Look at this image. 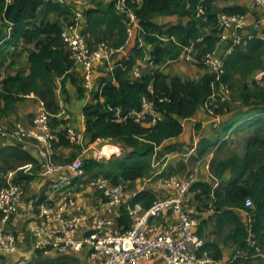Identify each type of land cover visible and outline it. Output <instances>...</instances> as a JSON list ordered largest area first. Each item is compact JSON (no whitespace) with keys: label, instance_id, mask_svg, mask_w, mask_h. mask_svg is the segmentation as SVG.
I'll return each instance as SVG.
<instances>
[{"label":"trees","instance_id":"obj_1","mask_svg":"<svg viewBox=\"0 0 264 264\" xmlns=\"http://www.w3.org/2000/svg\"><path fill=\"white\" fill-rule=\"evenodd\" d=\"M126 1L136 16L143 42L152 47L150 61L140 65L138 62L146 56L145 51L134 46L127 58L117 62L121 67L113 73L114 83L102 79L99 90L91 94V101L82 108L85 135L89 137V142L109 141L124 150L125 154L116 159L83 160V168L88 177L100 175L113 185L146 180L153 174V161L160 162L166 154L184 153L181 146L169 145L167 141L182 133L183 120L191 118L198 109H203V104L212 93L214 77L206 72L197 82H193L165 74L160 67L177 59L181 48L191 42L195 43L194 57L197 61L203 55L213 54L220 34L224 33V29L217 27V14L243 13L238 7L219 9L216 4L226 0ZM115 2L112 0L106 6L97 3L83 9L86 23L84 35L94 43L105 42L119 48L125 44L128 21L116 11ZM200 8L202 15L197 14ZM163 17L174 18L175 21L156 23L157 18ZM72 23L73 13L64 2L0 0V70L12 66L13 58L20 56L18 51L27 52L29 64L27 73L19 70L15 75L7 74L0 79V117L30 94L41 101L51 115L60 112L56 102V80L60 79L65 102L68 98L66 81L76 82L69 73L74 69V64L61 37L63 27ZM171 37L175 42L170 40ZM219 57L223 58L221 82L230 88L237 76H251L264 71V39L253 33L246 43L234 46L230 53ZM197 66L202 67L200 64ZM133 69L140 70L139 79H128L127 71ZM76 89L82 98V82L76 85ZM150 90L154 97L149 94ZM144 95L155 99L160 119L154 126L145 127L133 121L124 124L110 121L117 110L121 115L139 111L141 97ZM160 98L167 101L159 102ZM238 102L236 110L229 109L228 101L215 111V115L221 118L226 116L219 127L213 130L224 132L223 137L230 131L229 135L238 134L244 138L243 153L234 151L225 157L212 158L210 173L218 185L212 188L207 183L196 182L190 191L196 192V199L202 197L210 200L218 230L227 225L232 227L225 242L234 244L235 252L247 249V227L236 216V212L249 215L252 219L250 231L256 246L264 253V76L259 81H253L249 88L243 85ZM225 105L227 109H224ZM60 122L55 117L50 118V128L57 136L54 148L59 144H69L67 128H56L66 124V121ZM223 137L213 145L201 139L198 142V153L201 155L204 149L212 147L220 151L229 142V139L223 140ZM24 159L36 165L32 158ZM226 173H230V178L220 181ZM167 174L170 172L163 173ZM22 179L30 180L31 177L23 176L15 180ZM3 183L4 179L0 178V184ZM246 199L252 201V208L245 207ZM154 200L152 193L140 191L129 204L132 206L138 203L148 208ZM128 224L129 219L124 209H121L117 219L119 230H125ZM48 250H39L36 254L39 256ZM203 252L220 260L219 250L213 244H203L198 255ZM51 262L77 264L76 259L70 257H60ZM245 263L248 261L238 257L232 264Z\"/></svg>","mask_w":264,"mask_h":264},{"label":"built area","instance_id":"obj_2","mask_svg":"<svg viewBox=\"0 0 264 264\" xmlns=\"http://www.w3.org/2000/svg\"><path fill=\"white\" fill-rule=\"evenodd\" d=\"M63 3L64 0H45ZM110 2L112 0H101ZM256 7L264 11V0H251ZM76 8L72 9L73 23L64 26L61 37L74 65H81L83 68L82 86L88 93L93 90L91 83L92 75L96 67L107 68L109 76L114 83L113 73L121 67V64H113L115 56L123 54V58L129 56L125 53V46L133 37L135 30V45L143 48L142 31L136 21V16L127 4L126 0H116L115 9L125 16L128 21L127 38L125 44L119 48L105 43H94L87 35H84L86 28L83 9L86 7L85 0H72ZM81 7V8H77ZM198 15H202V9H198ZM260 22L251 25L252 29H257ZM218 29H231L230 35L220 34L218 41L227 43L225 55L230 53L232 48L243 45L250 38L242 37L238 31L245 28L243 16L241 14L227 15L217 14ZM264 39V36L261 35ZM168 41V39H164ZM174 41V38H170ZM201 38L199 39V41ZM176 44V43H175ZM196 54L195 43L182 47L180 56L185 62H195L200 64L207 73L214 78L212 93L203 104L205 113L212 117L213 128L220 125V116L215 115V111L224 103L229 101L230 88L221 82L223 74V58L214 54L203 55L199 61L194 57ZM150 61V57L145 56L143 63ZM123 69V68H122ZM124 70V69H123ZM130 80L140 77V70L133 69L127 71ZM149 94L154 97L152 90ZM33 94L25 98L33 97ZM102 101V99H100ZM159 102H166L164 98ZM111 110V109H110ZM60 115H51L44 104L38 100L36 113L30 124L24 126L20 123L4 126L0 124V140L22 148H30L36 155V165L28 164L17 170L27 177H49L48 193L35 200H29L28 211L26 213L25 227L30 233L32 240L31 249L34 252L49 249L58 256L77 253L86 250L90 258L98 256L104 257L102 264H140L147 260H155L157 264H232L238 257L250 262L255 259H264V253L256 246L254 236L250 231L251 221L247 215V249H238L228 262H222L209 257L205 252L198 255L203 247V240L196 231L197 219L196 211L189 200L190 188L197 181L195 172L186 173L179 177L170 173L163 175L164 160L168 154L159 162H152V168L159 167L160 170H153L150 178L143 180L145 184L157 179L168 190V194L155 199L152 204L145 208L141 204L124 206V214L129 219L128 228L117 230V226L111 215H95L88 220L89 228L80 237L75 235L76 225L85 220L83 217H68L65 215L64 206L73 203L65 195L66 191L79 180L86 179L91 188L96 191L105 201L108 212L119 209L127 196V183L111 184L102 176L89 178L83 168V159L77 157L65 163L55 161L54 144L57 136L50 128V118H58ZM160 119L155 107V99L144 95L141 97L139 111H130L121 115L117 110L110 121L116 124H124L133 121L136 124L152 127ZM230 132V131H229ZM229 132L225 134L223 140L227 139ZM66 138L70 144L80 141L81 135L74 130L67 128ZM93 159L99 161L104 156L102 150L98 153L94 151ZM115 154L111 153L110 156ZM163 175V176H162ZM18 175L8 174L4 178V183L0 184V257H9L18 254L17 238L14 232L5 230L4 226L10 222L12 217L18 212L19 206L24 199V180L18 179ZM63 200V204L55 202L57 197ZM133 199L135 195H129ZM245 207L252 208L250 199L244 202ZM166 212L171 213L174 219L167 224H161L160 220ZM121 213V212H120ZM121 215V214H120ZM119 216V215H118ZM2 259V258H1Z\"/></svg>","mask_w":264,"mask_h":264},{"label":"crops","instance_id":"obj_3","mask_svg":"<svg viewBox=\"0 0 264 264\" xmlns=\"http://www.w3.org/2000/svg\"><path fill=\"white\" fill-rule=\"evenodd\" d=\"M100 3L102 6H106L108 2L101 1V0H85L86 7H92L94 6V2ZM137 3H141V1L136 0ZM64 4L69 10H72L75 7L72 0L69 2L68 0H64ZM217 7L219 9L224 7H238L241 8L243 13V22L245 24V28L242 30H239L238 33L242 37H247L251 34H258L259 36H264V11L256 7L254 3L251 0H226V1H220L217 4ZM81 8V7H77ZM175 21L174 18H157L156 23L159 24H167L169 22L173 23ZM256 22H260V25L257 29H252L250 26L255 24ZM231 29H224V35H230ZM134 47V46H133ZM132 47V49H133ZM131 49V51H132ZM152 50V48H151ZM227 50V43L218 41L215 47L214 55L216 56H222ZM131 51L128 53L130 54ZM19 57H14L13 64L8 69H2L0 70V79L4 78L5 75H15L17 71L24 70L26 73L29 68V64L27 62V52H19ZM123 58V54H119L115 56L112 60V63L115 64L119 62ZM194 65H187V63L182 59V57L178 56L177 59L170 61L160 67L161 72L168 74L170 76H176L180 77L184 80H191L193 82H197L205 73L206 70L203 68L202 70L198 68L196 63L193 61ZM192 68L195 72V77L193 80L191 79V76L194 75L193 72H188L187 67ZM72 75V79H74L76 82L75 84L71 82L70 80H67L65 83V89L68 93L67 101L64 100V95L61 93V88L59 84V80H56L57 84V90H56V102L58 103V106L60 108V112L58 113L60 116L57 118V120L60 121H66L65 125L62 126H56L58 129H64V128H70L81 135L80 141L74 144H68L67 146H63L61 144L57 145L55 147V161L58 163H65L67 161H71V159H75L77 157H80L83 160L92 159L91 155V149L93 146H95L96 143H90L89 137L85 135V125H84V118L82 115V108L86 103H89L91 101V94H88L83 89V97L80 98L76 85H80V82H82V74H83V68L81 65H74V69L69 72ZM109 71L107 68H101L96 67L94 69L91 83L93 86V90H97L99 82L102 81V79H107L109 81H113L112 78L109 76ZM252 76V75H251ZM255 76V74H254ZM256 76L263 77L264 71L256 73ZM83 83V82H82ZM73 101L77 102V104H80L79 107H76L75 110L73 108H67L69 103H73ZM37 103L38 99H36L34 96L25 98L21 102H17L12 110L7 111L3 114V116L0 117V124L4 126H11L17 123H20L24 126H28L33 118V116L36 113L37 109ZM73 111V113H71ZM205 116L207 114L202 109ZM76 115V116H75ZM75 116V117H74ZM226 115H223V117H220V122L225 119ZM208 117V116H207ZM190 119V118H189ZM78 120V122H77ZM61 123V122H60ZM212 125V123H211ZM145 127H148L147 125ZM212 127V126H211ZM187 128V127H186ZM212 132H210V129H207L203 125L202 122L195 120V123L192 128V146L190 148L186 147L183 142H180L179 136L167 141V144L169 145H178L181 146L184 150V153L181 152H175L172 154H168V157L164 160V165L162 168H164L165 172H169L168 169L172 168L173 173L178 175L179 177H183L181 175H184L186 170L189 168L192 170V172H195L197 174V181L196 182H202L209 184L212 188H216L218 185V181H216L211 173H210V157L207 159L204 154L208 150H211L209 154H212L215 147H212V149L207 148L206 150L202 152L203 154H199L198 150H200V147L198 145V142L201 139L206 140L209 144H214L215 142H219L220 139L224 135V132L220 131H213V127L211 128ZM232 137L234 136L231 135ZM230 137V138H232ZM229 146V143H228ZM217 148V147H216ZM195 152L198 153L197 159L193 158V154ZM240 153H243L241 151ZM32 158L34 161H36V155L33 150L30 148H22L19 146L12 145L6 141L0 140V178L4 179L8 174H14L15 176L19 174L20 178H23V175L17 172V170L21 167H24L25 165L31 164L29 161H26L24 158ZM206 157V158H205ZM216 157V156H215ZM188 160L191 161V164L188 165ZM192 165V166H191ZM161 166V165H160ZM160 166L154 168L155 171L160 170ZM189 169V170H190ZM181 170V171H180ZM188 170V171H189ZM172 173V172H171ZM166 174V173H165ZM230 173H226L224 177L220 181H227L230 178ZM49 177H31L30 180H24V199L21 205L19 206L18 212L12 217L10 222L4 226L5 230H10L15 233L17 238V245H18V254L11 255L9 257H5L2 260L6 264H13L14 262L18 261L17 264H35L33 262L36 258L41 259L42 261L48 260L49 258L58 259L60 257H70L76 259L77 264H102L104 261V257L98 256L96 258H90L87 255L86 250H81L77 253H70L68 255L64 256H58L53 251H44L41 253V255H37L36 252H34L31 249L32 240L30 237V233L25 227V219H26V213L29 209L28 202L29 200H35L42 196H45L48 193V187H49ZM140 191H147L149 193H152L155 196V199L165 196L168 194V190L163 186L161 181L154 180L151 183L145 184L143 180H138L133 183H127V196L124 199V203L122 204V207L119 209H113L110 210V213L108 212V207L105 203V201L101 198V196L94 191L93 188L89 185V182L84 180H79L74 183L72 187H70L65 195L69 197L73 203L66 204L64 206L65 215L68 217H83L85 220H82L76 225L75 228V235L77 237H80L86 233V231L89 228L88 220L95 216V215H111L114 222L117 225V219L120 216L121 209H124V206L129 204L131 201L129 199V195H136ZM196 192L191 191L189 194V200L192 204V206L195 208L196 211V219H197V226L196 231L198 236L203 240V244H213L217 247L220 254V261L222 262H228L231 257L233 256L236 247L234 244L230 242H225L226 237L231 233L232 227L227 225L222 230H218L215 224V214L212 210V207L210 206V200H204L202 197L199 199L195 198ZM57 202H55L58 205L63 204V200H60V197L58 196L56 199ZM119 215V216H118ZM236 216L241 220L243 224L246 225L247 223V215L244 212L238 211L236 212ZM171 219L173 218V215L171 213L166 212L165 215L161 218L160 222L161 224H167ZM1 227V224H0ZM117 230H119V227H115ZM57 257V258H56ZM140 264H157L155 260H147ZM245 264H264V259H255Z\"/></svg>","mask_w":264,"mask_h":264},{"label":"rangeland","instance_id":"obj_4","mask_svg":"<svg viewBox=\"0 0 264 264\" xmlns=\"http://www.w3.org/2000/svg\"><path fill=\"white\" fill-rule=\"evenodd\" d=\"M68 1L70 2L71 0H68ZM138 1H141V0H138ZM93 2H94V4H97V2H95V1H93ZM134 45H135V30H133V37H132V39L129 41L128 45L125 46V49H124L125 53H129ZM151 48L152 47L149 46L148 44H146V43L143 44V49H144L145 55L147 57H149V53L151 52ZM138 63L140 65L143 64V62L141 60H139ZM186 63H187V65H191V66L194 65V63H192V62H186ZM186 67H187V71L188 72H190V73L193 72L194 73V75L191 76V79L193 80V78L195 77L194 70H192V68H190L188 66H186ZM198 68L201 69V70L203 69V67H198ZM260 79H261V77L256 76V73H255V76L254 75H252V76H250V75L249 76H237L235 78V80L233 81L231 87H230V96H229V102H230V104H229V109L232 108L233 110H236L239 107L238 100H239L241 88H242L243 85H246L249 88V87H251L253 81H259ZM79 106H80V104H77V102L73 101V103H69L68 104L67 108H73V110H75L76 107H79ZM224 109H227V106L226 105L224 106ZM71 113H73V111H71ZM207 116H205V114L203 113L202 109H198L195 112V114L190 119L183 120L182 121V127H183L182 128V133L179 136L180 142H183L186 147H189L192 144V135H193L192 134V128H193V125L195 123V120L202 122L203 125L205 127H207V129H210V132H212V129H211L212 128L211 127L212 126L211 125V123H212V117L211 116H208L207 117ZM77 122H78V120H77ZM230 137H232V136L229 135L228 138H227V139H229V142H228L229 143V146L227 145L226 147H224L220 151H218V149L215 147V149L213 150L212 154H209V152L211 150H209V151L207 150L205 152L206 154H204V156H206L207 159L210 157L209 159L211 161L212 158H215V156L216 157H225L228 154H232L234 151H239V152L243 151V142L242 141H244L243 140L244 138L242 139V137L239 136L238 134H234V136L232 138H230ZM95 143H96L95 146H93V148L90 150L92 156L94 155L93 154L94 151L96 153H98L101 150H103V148L106 147V146L107 147H109V146L115 147V154L113 156H109V155L108 156H104L99 161H105V160H109V159H116V158L121 157V156H123L125 154L123 149H121L120 147H117L112 142H109V141H96ZM192 146H190V148ZM197 157H198V153L195 152V154H193V158L194 159H197ZM191 161L188 160V163H189L188 165L191 164ZM191 169L189 171L186 170L184 173H182L184 175H181V176H185V174L188 173V172L191 173L192 172ZM168 170H169L170 173L173 172V171H176V170H172V168H170ZM164 173H167V172H165V170H164ZM1 258L3 259V257H0V262L5 263L3 261L4 259L2 260ZM54 260H55L54 258H51V259L49 258L48 260L42 261L41 259L36 258L33 262H35V264H52L51 261H54ZM17 262L18 261L14 262L13 264H17Z\"/></svg>","mask_w":264,"mask_h":264},{"label":"bare ground","instance_id":"obj_5","mask_svg":"<svg viewBox=\"0 0 264 264\" xmlns=\"http://www.w3.org/2000/svg\"><path fill=\"white\" fill-rule=\"evenodd\" d=\"M114 152H115V147H111V146H109V147L106 146L102 150L103 155H109L110 156L111 153H114Z\"/></svg>","mask_w":264,"mask_h":264}]
</instances>
